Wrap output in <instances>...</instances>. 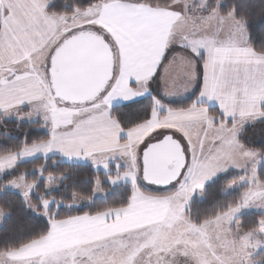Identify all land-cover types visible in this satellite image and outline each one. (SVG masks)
<instances>
[{"label": "snow or ice", "instance_id": "6c2138e0", "mask_svg": "<svg viewBox=\"0 0 264 264\" xmlns=\"http://www.w3.org/2000/svg\"><path fill=\"white\" fill-rule=\"evenodd\" d=\"M0 126V264H264V0H0Z\"/></svg>", "mask_w": 264, "mask_h": 264}, {"label": "trees", "instance_id": "16d2710c", "mask_svg": "<svg viewBox=\"0 0 264 264\" xmlns=\"http://www.w3.org/2000/svg\"><path fill=\"white\" fill-rule=\"evenodd\" d=\"M67 2L69 4H71V3H73V0H67ZM75 2H81V0H75ZM122 119L125 122H131V121H133V120L136 119V115L130 109L127 112V114L122 117ZM8 129L14 135H23L24 126L21 125L20 130L17 131L15 125L12 124V123H10V124H8ZM4 131H5L4 127L3 126H0V133H3ZM41 162L42 161H35L33 163L34 164H39ZM27 166L28 167H32L33 165L32 164H29ZM222 183H223V180L217 181V184L215 185V187H216L217 190L222 185ZM209 191L211 192V189H209ZM215 203H216V201L210 199L209 202L206 205H204V206H194L193 212H194V214H197V215L205 214V213H207V212H209V211H211L213 209ZM26 227H27V225L25 224V222L23 220L17 221L16 218H13L10 221H7V222H4L3 224H0V231H4V230H7V229H13V228L21 229V228H26Z\"/></svg>", "mask_w": 264, "mask_h": 264}]
</instances>
